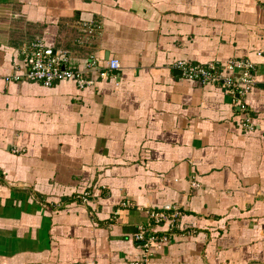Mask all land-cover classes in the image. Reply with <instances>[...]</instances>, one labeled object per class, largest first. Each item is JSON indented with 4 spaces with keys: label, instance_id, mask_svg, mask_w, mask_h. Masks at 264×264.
Here are the masks:
<instances>
[{
    "label": "crops",
    "instance_id": "obj_1",
    "mask_svg": "<svg viewBox=\"0 0 264 264\" xmlns=\"http://www.w3.org/2000/svg\"><path fill=\"white\" fill-rule=\"evenodd\" d=\"M38 40L120 68L7 81ZM240 58L246 110L175 67ZM168 206L148 264H264V0H0V264H127Z\"/></svg>",
    "mask_w": 264,
    "mask_h": 264
},
{
    "label": "built area",
    "instance_id": "obj_2",
    "mask_svg": "<svg viewBox=\"0 0 264 264\" xmlns=\"http://www.w3.org/2000/svg\"><path fill=\"white\" fill-rule=\"evenodd\" d=\"M26 68L18 67L14 73L8 76L7 81L18 82L22 80L39 82L44 86L50 87L58 82L71 81L74 82L78 88L85 89L95 84V80L87 76V73L97 72L98 75L105 77L108 71L120 68L119 60L114 58L110 60L108 65L103 69L98 66L96 57L92 54L86 60L84 70L73 68L67 64L66 53L55 51L43 41H35L26 48ZM100 67V68H99ZM175 67L182 71V75L189 81L199 82L201 84L217 83L224 89V91L231 96L238 98L240 108L247 109L245 97L251 92L256 83L255 64L247 58L232 59L226 63H190L187 60H178ZM247 128L249 126L245 125ZM82 198V197H81ZM84 201L88 200V194L82 198ZM180 213L168 206L161 211H149V216L155 222H160L168 219L173 224V229L176 218ZM153 230L149 231L146 226L142 224L137 228L135 234L136 239L144 241L142 247L149 254L151 247L159 241H168L167 237H158ZM145 236V237H144ZM169 236V234L163 235ZM144 238V239H143ZM145 254V253H144ZM147 262L146 257L143 258ZM133 264H144L136 263ZM146 264V263H145Z\"/></svg>",
    "mask_w": 264,
    "mask_h": 264
},
{
    "label": "rangeland",
    "instance_id": "obj_3",
    "mask_svg": "<svg viewBox=\"0 0 264 264\" xmlns=\"http://www.w3.org/2000/svg\"><path fill=\"white\" fill-rule=\"evenodd\" d=\"M212 63H214V62H212ZM216 63V62H215ZM206 65H208V63L206 64ZM85 68V67H84ZM212 85V84H211ZM215 86H218L219 88L221 87L220 86V84L219 83H217V84H215ZM222 88V87H221ZM223 89V88H222ZM223 91H224V89H223ZM225 92V91H224ZM226 93V92H225ZM236 100H238V98H235V101ZM191 185H192V187H197L198 186V184L197 183H195V182H192L191 183ZM85 194H87V193H83L81 196H79V198L81 199V202H87V201H89V197H88V200L87 201H84V199L82 200V198H83V196L85 195ZM82 197V198H81ZM141 225V224H140ZM140 225H138V227L140 226ZM143 226H144V224H142ZM168 230H166L165 232H163V233H161V234H156L158 237H160V236H162L163 238L164 237H167V239H169L171 242H172V240H173V238L175 237V236H173L174 235V232L175 231H173V224L171 223V222H169L168 221ZM148 228V230L149 231H151V230H153V228H155V227H147ZM167 229V228H166ZM193 230V228L192 229H186V232H185V230H181L182 232H185V234H188V233H190V234H193V233H196V232H193L192 231ZM155 232V231H154ZM157 233V232H156ZM166 234H169V236H163V235H166ZM176 234V233H175ZM178 234V233H177ZM136 237L137 236H134V240L136 241V243L138 244V247L139 248H141V250L143 251V254L140 256V257H138V258H134V259H130L129 261H128V263L127 264H133V263H136V261L138 262V263H146V264H148L149 263V258L151 257V254H149L147 251H145V249L142 247V244H144V241H140V240H137L136 239ZM145 237V236H144ZM144 239V238H143ZM168 240V241H169ZM168 241H166V242H168ZM162 243H164V241H159L158 243H155L153 246H156V245H158V244H162ZM145 253V254H144ZM146 257V260H147V262H145L144 260H143V258L144 257ZM143 257V258H142Z\"/></svg>",
    "mask_w": 264,
    "mask_h": 264
}]
</instances>
